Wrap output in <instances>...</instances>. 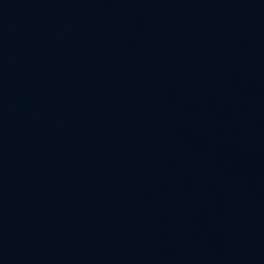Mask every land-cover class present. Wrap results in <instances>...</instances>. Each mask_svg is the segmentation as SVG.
Returning <instances> with one entry per match:
<instances>
[{
	"label": "water",
	"instance_id": "obj_1",
	"mask_svg": "<svg viewBox=\"0 0 264 264\" xmlns=\"http://www.w3.org/2000/svg\"><path fill=\"white\" fill-rule=\"evenodd\" d=\"M0 264H264V0H0Z\"/></svg>",
	"mask_w": 264,
	"mask_h": 264
}]
</instances>
